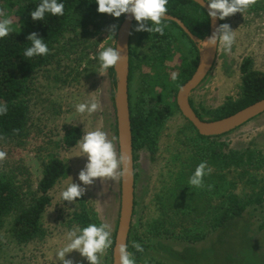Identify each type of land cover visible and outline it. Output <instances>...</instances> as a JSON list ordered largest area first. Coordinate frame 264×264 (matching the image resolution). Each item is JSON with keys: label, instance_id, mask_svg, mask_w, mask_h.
I'll list each match as a JSON object with an SVG mask.
<instances>
[{"label": "rangeland", "instance_id": "rangeland-1", "mask_svg": "<svg viewBox=\"0 0 264 264\" xmlns=\"http://www.w3.org/2000/svg\"><path fill=\"white\" fill-rule=\"evenodd\" d=\"M125 15L115 18L104 14V29L91 39L90 43L96 45L89 49L84 60L80 59L82 47L77 45L58 56L53 64L39 70L34 75L29 96L28 137L0 139V150L7 153L6 159L0 161V173L13 174L22 186L27 181L33 191L42 178L43 166L50 155L59 156L70 169L69 175L50 192L52 202L44 213L43 224L47 233L43 238L18 243L11 230L15 215L2 222L0 264H62L57 252L68 243L67 233L75 227L79 228L74 215L81 210V199L85 200L89 208L94 209L102 223L110 225L111 238L115 240L120 211V177L103 181L97 178L91 186H85L78 177L88 162L87 157L82 156L78 144L67 148L62 139L72 127L80 128L83 135L99 129L107 133L119 154L111 82L108 70L103 76L99 74L98 54L103 50L101 44L104 47H115L117 32ZM8 18L11 19V14ZM225 23L235 31V43L231 52L226 53L223 46L219 45L212 70L189 95L205 120H209L205 111L221 106L228 99L238 98L241 87L239 68L245 57H252L255 69L264 72V0H255L243 13L221 20V24ZM113 25L117 26L115 34L114 31L110 32ZM137 27L139 24L135 20L130 42L134 62L129 83L133 107L145 90L146 80L153 73L152 64L147 61L151 56L149 44L146 40L140 41V32L135 31ZM170 30L178 38L177 46L170 54L171 59L164 63L167 76L172 78L174 74L181 73L177 68L174 69L175 63L179 65V52L192 60L195 50L189 39L178 29L171 27ZM206 40L207 36L201 39V47L206 46ZM92 99L99 100L102 110L91 115L76 111V105ZM194 135L195 131L186 118L180 112H175L167 120L159 136L156 153L151 154L144 148L135 154V208L129 240V252L134 254L135 264H187L175 254L183 251H188L190 257L198 259L195 264H264V228H260L264 225V206L250 207L245 216L233 224L231 230L226 229L220 234L214 232L193 243L177 236L150 234V228L157 225L155 221L161 217L157 195L169 188L180 170L184 169L191 153L188 138H193ZM217 140L225 144L226 151L256 148L264 154V114ZM253 173L264 183V170ZM233 175L236 180H240L236 184V193L241 197L247 198L258 191L254 182L241 180L236 171ZM72 182L86 188V191L82 197L70 203L63 201L61 192ZM27 189L25 186V190ZM203 202L209 203L208 197ZM133 242L142 245L144 251L137 252L133 248ZM99 258L101 264H112L109 249ZM65 259H71L74 264H89L78 251L66 254Z\"/></svg>", "mask_w": 264, "mask_h": 264}, {"label": "trees", "instance_id": "trees-1", "mask_svg": "<svg viewBox=\"0 0 264 264\" xmlns=\"http://www.w3.org/2000/svg\"><path fill=\"white\" fill-rule=\"evenodd\" d=\"M41 2L42 0H0V9H4L6 13L4 18L11 14V21L13 19L12 32L0 38V105H7V113L0 115L2 140L24 139L29 135V96L34 75L77 45L82 47L83 54L80 59L84 60L89 49L96 45L90 43L91 39L101 34L104 29V14L98 12L95 0H58V3L65 6L62 16L45 13L42 21H33L30 12ZM166 7L168 9L166 15L182 21L194 36L200 39L208 36L210 32L208 13L197 3L192 0H168ZM162 23L165 25L163 35L140 32V41L146 40L149 44L151 56L147 61L152 64L153 73L146 80L145 90L135 107L131 104L129 93L134 161L135 154L140 149L146 148L151 154L156 153L158 139L167 120L175 112H180L177 104L178 90L193 76L200 59L196 42L176 22L164 19ZM146 26L151 27V22L149 21ZM171 27L178 29L187 37L195 50L192 60L179 52L180 55L177 57L179 65L175 63L174 69L177 68L181 73H177L175 79L167 76L164 64L171 59L170 54L178 43L177 36L170 30ZM133 30L134 25L132 33ZM33 32L38 33V38L47 44L48 55L32 58L24 56L25 50L31 46L27 37ZM129 48L130 83L134 62L131 56V43ZM239 70L241 87L238 98L228 99L221 106L205 111L208 121L226 118L264 99V72L255 69L254 59L245 57ZM108 75L113 97L116 86L114 67L108 69ZM189 101L200 119L205 120L193 101L190 99ZM188 123L195 131L194 137L188 138L191 153L184 169L174 178V183L157 195L161 217L156 219L157 225L150 228V234L177 236L193 243L214 232L220 234L226 229L231 230L233 224L241 220L250 207L264 206V183L253 173L264 170V154L256 148L226 151L225 144L217 140L221 136H202L191 122ZM115 129L118 134L117 122ZM82 137L83 131L78 127H72L65 132L62 142L67 148H72ZM202 161L207 162L212 172L204 177L203 188L190 186L189 178ZM238 170H241V173H238ZM234 171L241 180L257 184L258 191L247 198L237 194L236 184L240 180L234 178ZM69 172L65 161L57 155H50L43 166L42 178L34 191L27 181L22 186L13 174L0 173V225L7 217L15 215L11 230L18 243H28L46 235L43 217L52 202L50 192L69 175ZM206 197L209 199L207 204L203 202ZM80 205L81 210L74 215L79 228L82 229L89 224L97 226L102 224L97 213L86 205L85 200L81 199ZM263 226L260 228H264ZM129 240L128 251L131 250ZM113 246L114 241L109 248L111 254ZM175 254L187 264H195L198 261L195 256L190 257L188 251ZM213 254L215 255V251ZM234 261L236 260H232Z\"/></svg>", "mask_w": 264, "mask_h": 264}, {"label": "clouds", "instance_id": "clouds-1", "mask_svg": "<svg viewBox=\"0 0 264 264\" xmlns=\"http://www.w3.org/2000/svg\"><path fill=\"white\" fill-rule=\"evenodd\" d=\"M98 4V12L100 14H110L115 18H119L122 14H132L138 22L139 27L135 29L137 32L146 31L151 33L164 34L165 25L162 21L166 17L168 11L166 5L168 0H95ZM255 0H201L200 6L204 4L208 6V17L224 20L236 13H243L248 9ZM64 4L58 3V0H42L36 9L30 12L33 21H42L45 13H51L53 16H62L64 13ZM0 17H5V10L0 9ZM151 22V27H147V23ZM12 21L10 18L0 19V38H4L12 32ZM115 25L111 26L110 32L115 34ZM27 40L31 42L24 56L32 58L34 56H42L49 54V48L45 41L38 38V33H31ZM200 42V41H199ZM235 43V31L231 30L229 24H221L215 29L213 34L206 40V48L222 45L226 53H230L232 45ZM99 51L98 60L100 62V75L111 67H117L123 64L127 57L117 47H104ZM175 74L173 79H175ZM102 110V106L98 99H92L85 103L76 105V111L80 114L87 113L89 115ZM7 113V105H0V115ZM78 147L83 153L82 156L87 157L85 168L79 172V180L85 186H91L97 178L102 181L105 179L115 180L117 177H126L130 175L131 159L130 156L121 151H116L114 143L108 139L107 133L102 130H94L85 132L82 139L78 143ZM7 153L0 150V161L5 160ZM212 172L206 161H202L195 169L194 174L189 178V185L197 188L204 187V177ZM209 190L211 186L209 185ZM86 188L80 187L78 184L71 183L66 190L61 192L63 201L74 202L77 198L85 194ZM68 243L57 252L58 259L62 264H74L71 259H65L66 254L78 251L82 257L86 258L89 264H101L99 256L105 250L113 245L111 238V228L107 223L99 226L89 224L87 227H75L67 233ZM133 248L137 252H143L142 245L133 242ZM118 264H135V257L132 252L128 251L126 244H120L117 247Z\"/></svg>", "mask_w": 264, "mask_h": 264}, {"label": "water", "instance_id": "water-1", "mask_svg": "<svg viewBox=\"0 0 264 264\" xmlns=\"http://www.w3.org/2000/svg\"><path fill=\"white\" fill-rule=\"evenodd\" d=\"M192 1L197 3L199 6L201 4V0ZM202 8L208 13L209 9L207 4H204ZM165 20L176 22L185 31V33L196 42L199 50L200 59L197 69L193 76L178 90L177 104L181 114L193 124L200 135L205 137L225 135L264 113V99H262L238 111L237 113L220 120L208 121L200 119L190 104L189 95L201 85L212 70L217 58L219 44L216 48H206V46L201 47V39L194 36L182 23V21L169 15H166ZM209 21L210 32L207 39L213 34L215 29L221 25V20L218 18L213 20L209 17ZM134 22L135 18L132 14L125 15L124 20L118 29L115 44V47H117L118 50H121L127 57V60L123 64H118L117 67H114L116 86L114 88L113 98L117 121L119 153L123 151L130 156L131 170L129 176L123 178L120 177V211L112 251V264H118L119 257L116 250L117 247L120 244H126L128 248V240L135 208V161L129 101V46Z\"/></svg>", "mask_w": 264, "mask_h": 264}, {"label": "crops", "instance_id": "crops-1", "mask_svg": "<svg viewBox=\"0 0 264 264\" xmlns=\"http://www.w3.org/2000/svg\"><path fill=\"white\" fill-rule=\"evenodd\" d=\"M264 114V113H263Z\"/></svg>", "mask_w": 264, "mask_h": 264}]
</instances>
